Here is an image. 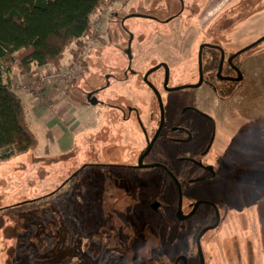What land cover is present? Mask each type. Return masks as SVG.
I'll return each instance as SVG.
<instances>
[{
    "label": "flooded vegetation",
    "instance_id": "1",
    "mask_svg": "<svg viewBox=\"0 0 264 264\" xmlns=\"http://www.w3.org/2000/svg\"><path fill=\"white\" fill-rule=\"evenodd\" d=\"M175 1L172 5L177 11L166 21L141 14L121 19L128 37L122 52L126 65L104 74L102 85L95 81L87 90L79 89L85 101L91 94L105 110V126L100 133L86 134L78 141L67 154L71 174L64 178L60 171L55 176L57 189L36 199L53 192L58 196L66 186L86 187L91 199L86 207L90 228L102 227L98 239L90 237V254L102 256L106 264H127L129 255L132 263L145 264H263L264 168L256 175L242 169L232 147L217 146L225 125L217 122L215 108L204 103L202 96L205 87L220 103L231 98L226 94L238 89L245 78L240 58L260 44L235 56L249 45L235 50L221 45L216 37L223 38L231 27L212 25L210 30L219 32L210 41L202 39L195 58L191 54L199 33L187 48L178 54L172 51L174 59L185 57L183 62L168 61L162 55V63L145 66L151 51L136 32L141 35L147 28L126 27L124 22L143 18L161 23L164 30L153 39L172 20L184 23V18L196 14L198 0ZM174 33L175 28L171 36ZM159 65H165L168 73L163 67L151 73L146 78L150 89L144 76ZM238 72L243 79L235 83L232 80ZM112 83L122 85L119 91L123 93L125 86L130 96L118 93L100 100ZM245 186L261 192H236ZM79 205L73 210H79ZM253 223L255 232L250 228ZM236 228L239 239L232 235ZM225 242L232 244L230 250L223 249Z\"/></svg>",
    "mask_w": 264,
    "mask_h": 264
},
{
    "label": "rangeland",
    "instance_id": "2",
    "mask_svg": "<svg viewBox=\"0 0 264 264\" xmlns=\"http://www.w3.org/2000/svg\"><path fill=\"white\" fill-rule=\"evenodd\" d=\"M201 1L202 5H200ZM175 3V0H104L102 9L105 18L100 27L102 31L98 34V39H91L94 45L86 44L84 52L89 50L87 52L89 55L84 56V62L87 66L73 83L83 84L81 88L85 90L95 81L102 85L104 74L112 73L114 69H120L126 65V58L122 52L128 37L121 27L123 17L132 14L153 15L156 19L166 21L177 11L173 7ZM195 6L197 12L194 17H183L184 37L176 28V25L181 22L179 19L172 20L167 30L158 33L147 44H145L146 37L142 38L143 36L139 34L141 31L136 32L137 38H142V42L147 46L146 49L151 51L144 59L145 66L153 68L162 63V55L166 56L165 60L174 59L173 50L168 47V44L175 42L174 36H171L174 28L181 43L177 54L183 49L184 38L187 40L184 41L185 44L192 43L199 33L191 58H195V51L203 38L206 37L210 41L219 32L211 31L212 25L214 28L231 27L223 38L218 35L215 41L233 50L242 49L264 36V0H198ZM102 9L99 10L102 11ZM184 13L186 16L187 12ZM146 23L143 18H132L131 24L134 25L133 28L140 29ZM163 30L161 28L158 31ZM186 31H189L190 36L186 35ZM179 58H175L174 62H183L185 57ZM73 61L68 65L73 64ZM240 62L243 64L245 78L231 98L220 103L205 87L202 88V96L206 99L204 103L215 108L217 122L225 125L222 132L218 134L217 144L219 145L217 146L232 147V150L237 152L236 158L240 167L249 169L256 175L257 170L264 168V42L243 55ZM68 65L60 63L57 67H48L55 70L60 66ZM159 75L161 76V72H156V76ZM34 77L35 73L32 77H27L29 81L26 90L29 92H33L32 90L38 92L40 89L39 82ZM35 83L38 85L36 88ZM120 86L122 85L112 83L107 92L100 94L99 99L104 101L115 98L118 93L121 95L128 93L130 96L125 86H123L124 93L120 92ZM96 109L98 111L97 128L90 134L100 133L105 126L103 118L105 110L100 106H96ZM228 138L234 142H227ZM31 155L33 156V152ZM69 158L70 155L66 154L62 157L45 159L42 165L34 158L32 160V158L21 159L12 156L8 162L0 163V209H2L0 211V264H106L102 256L90 254V237L92 239L99 236L98 232L102 227L90 228V213L86 207L91 199L85 192L86 187L66 186L54 198L39 203L9 207L12 204L15 205L18 202L17 199L25 198L30 202L31 199L42 197L57 189L59 182L55 181V176L62 171L65 178L72 172ZM242 188L243 190L237 188L236 192L246 191L253 194L252 187ZM255 188L253 189L255 194L261 192L258 187ZM253 202L250 207H254ZM77 203L80 204V209L73 210ZM24 211L30 212L31 216L22 218L21 214ZM60 219H62L61 222H59ZM250 228H253L255 232L256 225L253 223ZM239 232V228H236L235 234L232 235H237ZM231 245L225 242L222 246L227 247L223 249L230 250ZM253 246H256L257 252L260 250L256 242ZM131 257V255L126 257L127 264H145L135 260L132 263ZM261 262L264 264V259Z\"/></svg>",
    "mask_w": 264,
    "mask_h": 264
},
{
    "label": "trees",
    "instance_id": "3",
    "mask_svg": "<svg viewBox=\"0 0 264 264\" xmlns=\"http://www.w3.org/2000/svg\"><path fill=\"white\" fill-rule=\"evenodd\" d=\"M103 3L104 0H0V163L8 162L12 156L33 160L31 153L36 145L25 125L20 100L9 83L4 82V75L15 69L29 78L37 68L57 67L72 44V58L77 61L86 49V41L98 39L89 19ZM131 23L132 19L125 20L124 26ZM144 27L147 31L142 32V38L146 37L147 44L163 25L148 21ZM235 90L231 89L226 96L231 97ZM36 161L45 163V159ZM54 196L55 192L30 202L21 198L9 207L39 203ZM29 213L24 211L22 218L30 217Z\"/></svg>",
    "mask_w": 264,
    "mask_h": 264
},
{
    "label": "crops",
    "instance_id": "4",
    "mask_svg": "<svg viewBox=\"0 0 264 264\" xmlns=\"http://www.w3.org/2000/svg\"><path fill=\"white\" fill-rule=\"evenodd\" d=\"M183 27L182 21L176 25L182 37L185 33ZM186 32V35L189 36V31ZM173 36L175 42L168 44V47L177 50L181 43H179L178 35L176 36L174 33ZM184 41L187 40L185 38L182 40L183 49L190 44H185ZM92 42L90 39L86 44L89 46L94 45ZM74 49L75 45L72 44L65 52L61 64L68 65L73 61L72 51ZM87 52L82 54L83 63H85L84 56L89 55ZM3 79L4 82L9 83L20 100L25 125L36 141L33 150L35 161L52 159L71 153L76 147L78 138L79 140L82 139L86 134H90L97 128L96 115L98 111L96 107L86 103L81 96L79 89L83 84L73 83L64 92H59L54 88H46L40 92L34 90L29 92L26 90L29 79L18 74L17 70L14 69L5 74ZM253 189L256 188L251 189L253 195H255L256 192Z\"/></svg>",
    "mask_w": 264,
    "mask_h": 264
},
{
    "label": "built area",
    "instance_id": "5",
    "mask_svg": "<svg viewBox=\"0 0 264 264\" xmlns=\"http://www.w3.org/2000/svg\"><path fill=\"white\" fill-rule=\"evenodd\" d=\"M101 6L100 8L102 9ZM97 11L96 14L92 15L89 19L91 24L92 33L95 36H98L102 31L100 29L102 23L104 22L103 9ZM95 16V18H93ZM83 72V59L82 55L79 56L77 61H73V64L68 66H60L55 70L49 69L48 66L37 68L35 71V79L39 82L38 92L46 88H54L60 92L66 91V88L69 85H72L73 82L78 78L79 75ZM38 85L35 83V88Z\"/></svg>",
    "mask_w": 264,
    "mask_h": 264
},
{
    "label": "water",
    "instance_id": "6",
    "mask_svg": "<svg viewBox=\"0 0 264 264\" xmlns=\"http://www.w3.org/2000/svg\"><path fill=\"white\" fill-rule=\"evenodd\" d=\"M129 17H131V16H129ZM262 42H264V36H263L262 38L258 39L257 41H255L254 43L250 44L248 47H246V48L240 50L238 53H236L235 56H238V55H240V54H242V53H244V52H247V51L253 49L255 46H257L258 44H260V43H262ZM129 47H130V42H129ZM127 53H128V55H129V52H127ZM198 61H199V63L201 62L200 55H199V57H198ZM161 67L164 68V70H165V74L167 75V73H168V68H167L165 65H159V66H157L156 68H154V69L148 71V72L145 74V76H144V81H143V82H144V83L146 82L145 84H146L150 89H151L152 87H151V85L146 81V78H147L151 73L155 72L156 70H158V69L161 68ZM242 79H243V78H242V74H241V72H238V77L235 78V79H233L232 81L235 82V83H240V82H242ZM200 84H201V81L197 84V86H199ZM155 93H156V92H155ZM86 101H87V103H88L90 106L96 107V106L98 105V102L96 101V99H95L94 97L91 98V94H88V95L86 96Z\"/></svg>",
    "mask_w": 264,
    "mask_h": 264
}]
</instances>
